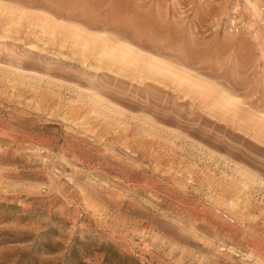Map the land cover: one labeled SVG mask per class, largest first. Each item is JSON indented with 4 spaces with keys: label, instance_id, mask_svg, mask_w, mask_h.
<instances>
[{
    "label": "rangeland",
    "instance_id": "374dc122",
    "mask_svg": "<svg viewBox=\"0 0 264 264\" xmlns=\"http://www.w3.org/2000/svg\"><path fill=\"white\" fill-rule=\"evenodd\" d=\"M86 263L264 264V0H0V264Z\"/></svg>",
    "mask_w": 264,
    "mask_h": 264
},
{
    "label": "trees",
    "instance_id": "16d2710c",
    "mask_svg": "<svg viewBox=\"0 0 264 264\" xmlns=\"http://www.w3.org/2000/svg\"><path fill=\"white\" fill-rule=\"evenodd\" d=\"M112 248H113V250L112 251H109L108 250V252H107V256H106V258H107V261H109V260H113V259H117V258H120V253L118 252V250H116L115 248H114V246H112ZM87 264V263H86Z\"/></svg>",
    "mask_w": 264,
    "mask_h": 264
},
{
    "label": "bare ground",
    "instance_id": "6f19581e",
    "mask_svg": "<svg viewBox=\"0 0 264 264\" xmlns=\"http://www.w3.org/2000/svg\"><path fill=\"white\" fill-rule=\"evenodd\" d=\"M95 38H97V37H95ZM98 38H100V37H98ZM94 39V38H93ZM95 40V39H94ZM99 40V39H98ZM97 40V41H98ZM96 42V41H95ZM124 47H126V46H124ZM125 50H126V48H125ZM113 52L111 51V54H112ZM137 54H139V55H141V53L140 52H136ZM105 54H108V53H105ZM112 55H114V53L112 54ZM142 56V55H141ZM140 56V57H141ZM102 57H103V55H102ZM143 57V56H142ZM149 57V56H148ZM150 59V58H149ZM152 59H154V60H156V61H160V62H164L163 60H160V59H158V58H156V57H154V56H152ZM152 59H150L151 61H152ZM149 63H150V61H149ZM147 61L144 63V65L146 66L147 64H149ZM153 63V62H152ZM156 64V63H155ZM157 65V64H156ZM160 65V64H159ZM147 67H148V65H147ZM99 68V67H98ZM140 68V67H139ZM158 68V67H157ZM145 69H146V67H145ZM154 69V68H153ZM147 70V69H146ZM152 72H153V70H152ZM156 72V71H155ZM161 73V72H160ZM152 74V73H151Z\"/></svg>",
    "mask_w": 264,
    "mask_h": 264
}]
</instances>
